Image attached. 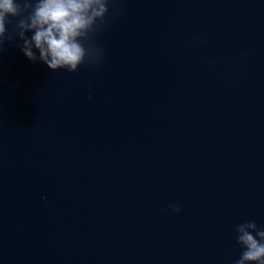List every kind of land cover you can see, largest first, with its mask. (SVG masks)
<instances>
[{
	"label": "water",
	"instance_id": "obj_1",
	"mask_svg": "<svg viewBox=\"0 0 264 264\" xmlns=\"http://www.w3.org/2000/svg\"><path fill=\"white\" fill-rule=\"evenodd\" d=\"M109 8L75 73L7 25L0 264H232L264 227V0Z\"/></svg>",
	"mask_w": 264,
	"mask_h": 264
},
{
	"label": "clouds",
	"instance_id": "obj_2",
	"mask_svg": "<svg viewBox=\"0 0 264 264\" xmlns=\"http://www.w3.org/2000/svg\"><path fill=\"white\" fill-rule=\"evenodd\" d=\"M109 4L110 0H0V46L13 38L7 25L15 20V34L28 59L70 73L85 63L98 65L104 52L94 37L109 23ZM27 32L33 33L30 39ZM169 208L181 211L178 203ZM235 232L242 251L232 264H264V227L250 219L239 223Z\"/></svg>",
	"mask_w": 264,
	"mask_h": 264
}]
</instances>
